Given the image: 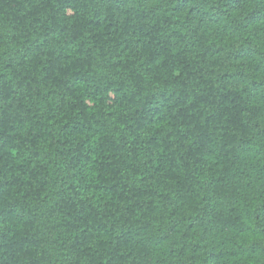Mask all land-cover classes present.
Returning a JSON list of instances; mask_svg holds the SVG:
<instances>
[{"label":"trees","instance_id":"obj_1","mask_svg":"<svg viewBox=\"0 0 264 264\" xmlns=\"http://www.w3.org/2000/svg\"><path fill=\"white\" fill-rule=\"evenodd\" d=\"M0 264H264V0H0Z\"/></svg>","mask_w":264,"mask_h":264}]
</instances>
